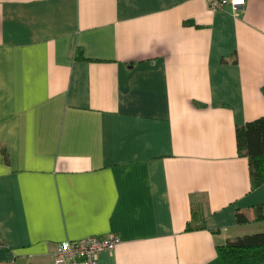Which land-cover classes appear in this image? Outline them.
<instances>
[{
    "label": "crops",
    "instance_id": "0c3cea01",
    "mask_svg": "<svg viewBox=\"0 0 264 264\" xmlns=\"http://www.w3.org/2000/svg\"><path fill=\"white\" fill-rule=\"evenodd\" d=\"M261 117L264 0H0V264L111 234L98 264H224L264 232Z\"/></svg>",
    "mask_w": 264,
    "mask_h": 264
},
{
    "label": "trees",
    "instance_id": "16d2710c",
    "mask_svg": "<svg viewBox=\"0 0 264 264\" xmlns=\"http://www.w3.org/2000/svg\"><path fill=\"white\" fill-rule=\"evenodd\" d=\"M239 153L249 158L253 187L264 184V117L237 128ZM259 216V219H263ZM241 222H247L240 218ZM224 264H264V232L230 240L220 247Z\"/></svg>",
    "mask_w": 264,
    "mask_h": 264
},
{
    "label": "built area",
    "instance_id": "2783aa9c",
    "mask_svg": "<svg viewBox=\"0 0 264 264\" xmlns=\"http://www.w3.org/2000/svg\"><path fill=\"white\" fill-rule=\"evenodd\" d=\"M211 11L231 9L240 16L247 0H207ZM121 239L117 234L106 237L92 236L81 241H66L59 245L56 264H98L99 256L116 249Z\"/></svg>",
    "mask_w": 264,
    "mask_h": 264
}]
</instances>
